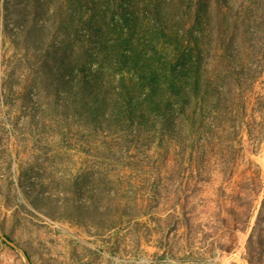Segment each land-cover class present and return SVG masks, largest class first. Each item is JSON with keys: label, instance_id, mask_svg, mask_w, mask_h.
I'll use <instances>...</instances> for the list:
<instances>
[{"label": "rangeland", "instance_id": "1", "mask_svg": "<svg viewBox=\"0 0 264 264\" xmlns=\"http://www.w3.org/2000/svg\"><path fill=\"white\" fill-rule=\"evenodd\" d=\"M150 1L0 0V264H264V60L232 92L212 57L208 90L124 88L101 45ZM160 1L183 46L244 2Z\"/></svg>", "mask_w": 264, "mask_h": 264}, {"label": "trees", "instance_id": "2", "mask_svg": "<svg viewBox=\"0 0 264 264\" xmlns=\"http://www.w3.org/2000/svg\"><path fill=\"white\" fill-rule=\"evenodd\" d=\"M218 1L220 8L229 5V0ZM149 4L154 8L159 6L155 9V21L151 27L144 20L140 23L135 15L125 11L121 26L113 27L118 28V31L123 28L124 33L117 34L112 37L113 41L111 38L101 45L102 58L115 55L123 73L128 75L127 79H123L124 88H128L127 83L133 79H138L140 84L149 86L152 93L159 87L161 93L174 91L187 96L209 89L211 77L207 72H210L228 75L233 85L227 92H232L241 89L239 83L246 76L245 71H250L243 60H258L260 57L264 60V0H244L233 15L223 16L217 34L214 33V20L209 13L197 15V32L189 33L192 37L189 46H183L184 41L176 28L168 22L172 16L160 13L161 5L154 3V0ZM240 27L243 31L238 36ZM236 39L243 44L240 50L233 45ZM207 57L214 58V65L205 72L202 61ZM239 58L241 60L237 62ZM181 73H185L187 79L192 81L189 80L187 85L179 83L176 77ZM251 78L256 79V76Z\"/></svg>", "mask_w": 264, "mask_h": 264}, {"label": "water", "instance_id": "3", "mask_svg": "<svg viewBox=\"0 0 264 264\" xmlns=\"http://www.w3.org/2000/svg\"><path fill=\"white\" fill-rule=\"evenodd\" d=\"M4 238V240L7 242V243H9L10 245H12L13 247H16V245L10 240V239H8L7 237H3Z\"/></svg>", "mask_w": 264, "mask_h": 264}]
</instances>
